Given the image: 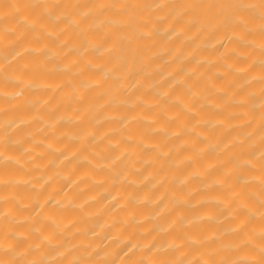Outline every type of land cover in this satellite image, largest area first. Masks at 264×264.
<instances>
[{"label": "clouds", "instance_id": "clouds-1", "mask_svg": "<svg viewBox=\"0 0 264 264\" xmlns=\"http://www.w3.org/2000/svg\"><path fill=\"white\" fill-rule=\"evenodd\" d=\"M10 3L0 9V20L23 14L0 29V114L29 102L32 91L49 94L38 98L32 114L0 115V167L13 166L11 172H0V188H7L0 191V264H264V67H257L264 65V0H39L42 7L35 13L26 11L23 0ZM218 29L223 34L216 44L225 38L238 44L217 56L201 54L209 34ZM29 30L45 38L40 43L26 38ZM157 32L180 42L158 46ZM51 39L59 43L52 46ZM191 41L196 43L185 48ZM74 50L77 54L70 55ZM45 52L47 60L55 61L49 71L66 76L33 74L34 58ZM217 63L228 78L222 85L208 74ZM178 85L186 94H174ZM57 93L72 107L50 118L45 113L58 106L51 105ZM205 105L223 110V117L206 119L200 111ZM172 121L177 126L169 128ZM140 122L174 143L165 147L143 135H128ZM62 124L84 127L60 130ZM202 125L232 134L212 136ZM49 135L53 139H45ZM200 137L207 142L198 144ZM64 138L77 146L45 175L51 161L42 163L41 157L68 149V143H57ZM125 139H134L137 147H121ZM15 146L20 150H10ZM145 148L155 149L154 167L137 179L133 173L150 162H141ZM109 149L119 151L105 161L102 154ZM183 149L189 151L179 155ZM210 149L216 159L197 163ZM172 153L179 158L162 171L163 161L155 157ZM126 155L132 167L121 183L148 185L135 203L155 210L136 222L158 223L125 231L135 211L119 219L115 213L127 207L133 194L119 191L112 199L122 200L104 222L94 230L82 227L83 217L98 214L88 211L101 195L90 191L104 179L96 171L112 168ZM85 163L91 168L78 173L77 166ZM189 163L191 170L181 174ZM218 165L221 174L210 176ZM53 181L68 182V190L54 188L41 199ZM35 204L39 207L30 214ZM181 206L196 211L186 213ZM217 206L233 222L225 231H204L201 226L216 221ZM63 210L83 216L69 217Z\"/></svg>", "mask_w": 264, "mask_h": 264}, {"label": "bare ground", "instance_id": "bare-ground-1", "mask_svg": "<svg viewBox=\"0 0 264 264\" xmlns=\"http://www.w3.org/2000/svg\"><path fill=\"white\" fill-rule=\"evenodd\" d=\"M11 2H20V0H11ZM23 2L26 4V11H32L33 13L39 11L42 7V5L39 3V0H23ZM11 6L10 0H3L2 3H0V9L7 10ZM23 13L20 12H14L10 13L9 15H6L3 20H0V29L6 27V26H11L16 24L20 16ZM63 23H67V21H63ZM177 23H180V21H177ZM166 24V21L160 22V28L162 29L164 25ZM223 32L222 30L218 29L212 33L209 34L207 37L205 44L208 45V47H205L201 50V54L203 55H209V56H217L219 55L226 46H231L233 44H238L237 41L233 40L229 42L226 38L222 40V42L216 44V41L221 38ZM63 35V34H62ZM170 33H164L161 34V32H157V45L161 47H170V46H175L179 44L180 38H177L175 41H168V36ZM26 38H34L36 39L37 43H40L43 41L44 34L40 33L39 37L36 36L35 30H29L28 36ZM197 40H199V37H197ZM52 46H56L59 41L55 39L50 40ZM196 43V41H191L188 42L184 45L185 48L191 47ZM215 44V47H211V45ZM15 46L12 49H8L6 51H14ZM76 51L74 50L70 55H76ZM47 52L42 53L41 55L37 56L33 60V74L37 78H52V79H59L63 76H66L67 74L64 73H52L49 71L51 65L55 63L54 60H47ZM198 58V57H197ZM164 59V57H161V60ZM192 62H188L184 65L185 68L192 66ZM244 63L245 61H241ZM203 68L204 65H201ZM257 67H264V65H258ZM216 69H221V72H217ZM222 69L223 65L221 63H217L212 66V68L209 69L208 74L213 76V80L216 82L218 85L225 84L227 82V77L222 74ZM167 83V82H166ZM52 87H56V85H51ZM162 87V86H161ZM155 92V89L153 90V93ZM49 93L47 92H42L39 90L32 91L29 93V102L20 105L16 109L10 110L9 113H4L0 115H8L11 114L12 112L16 113H23V114H32L34 113L37 108L39 107L38 105V98L41 96L48 95ZM174 94H186V89L182 85H178L176 89H174ZM223 96L219 97V100H222ZM218 100V102H219ZM51 105H58L55 107L54 111L46 112L45 114L49 116L50 118H54L55 115H57L60 111H63L65 109L71 110L72 105L70 104H65L64 101L60 99L59 93L53 96ZM123 110V109H121ZM203 114L204 117L208 120L216 119V118H221L224 115L223 110L216 109L212 106L205 105L203 108L200 110ZM163 119V117H161ZM189 119L191 121H194L196 119H199L197 116H190ZM177 126L176 121H172L169 123V128H173ZM84 125H79V126H73L71 124H62L60 130L67 129L69 131H76L77 128H83ZM104 125L100 126V129H102ZM151 125H148L146 123L140 122L138 123L131 132L128 133L130 136H139L143 135L145 139L152 140L154 142H160L164 143L165 147L171 145L174 143V141H169L167 140L166 134L163 133H155L153 134L150 129ZM98 129V131L100 130ZM201 130L208 132L212 136H217L223 133V129L217 127V128H209L207 125H202ZM232 133H223L224 138H228ZM45 139H53L52 135H49L48 137H45ZM207 141L203 138L200 137L197 140L198 144H204ZM58 144H64L68 143L69 147L66 149L64 152H53V151H48L45 153L43 157H41V162L42 163H47L48 161H51L50 164H48V167L45 169V175L53 172L56 168V165L60 162V160L63 158L64 155L67 154L68 150H71L72 148L77 146V143L75 141L73 142H68L67 138H64L60 141H57ZM91 143V141L89 142ZM121 147H126L129 150L134 149L137 147L136 141L133 140H123L121 141ZM10 150H20V146H15V148L10 149ZM87 150V149H85ZM119 149H109L107 152L103 153V159L105 161H110L117 153ZM189 151V149H183L181 150V153L179 155H183L185 152ZM141 157V162L144 160L150 161L145 167L143 168L141 173H133L139 179L142 175L146 174L149 170H151L154 165L151 163L152 158L155 156V149L154 148H145L142 152L139 153ZM179 155L172 153L168 157H160L156 156L157 161H163V169L164 170H169L173 167L175 159L179 158ZM134 159V158H133ZM216 159L215 156V149H210L204 156L203 161H197V163H203L204 161H211ZM73 161H68L65 163L64 168L69 167ZM192 164L189 163L184 166L183 169L180 170L181 174L186 173L187 171L191 170ZM132 167V160L129 159V157L126 155L124 158L119 160L116 164L112 166L110 169H101L99 171H96V175L103 177V182L98 184V185H93L90 191H98L101 193L99 199L92 205H89L88 211L95 212L98 214L83 217L81 221V226L86 227L88 230H94L95 227L104 222L105 219L109 217L110 214L113 213V210L117 208V206L120 204L122 197L117 200H113L112 197L119 191H123L124 193H132L133 198H130L128 200V204L126 208L120 209L119 212L115 213V216L119 219L121 216H127L129 211L134 210L135 211V216L133 219L128 220L127 224L124 225L125 231L128 232H138L139 229L146 227L147 223H158V221H149L146 224H138L136 221L137 219L144 214H154V209L149 206V205H144V206H137L135 203V197L140 195L141 192L147 191L148 190V185H142L139 188H137L135 185L128 184L127 182L121 183L122 178L124 175L129 172V170ZM91 168L90 165L88 164H81L77 166V172L78 173H83L86 170H89ZM13 170V166L8 164L0 167V172H11ZM223 170L222 165H218L216 168H214L209 175H220ZM173 190H175V184L170 186ZM54 188L58 189L59 191H65L68 190L69 188V183L68 182H61L60 185H56L55 181L50 182L48 185L45 186L43 191L40 193L41 199L50 191H52ZM0 191H7L6 187L0 188ZM30 192H34L35 190H28ZM110 202V203H109ZM107 205V207H105ZM39 205L35 204L33 205L32 209L27 210L30 214H34L35 211L38 209ZM182 211H185L186 213L188 212H194L196 210L188 209L184 206H181ZM66 216H73V215H81L83 216L82 213H79L78 211L75 210H63L61 213ZM217 219L213 223L205 224L202 227L204 231H225L230 224L233 222L230 219H225L227 216V210H220L219 207L217 206V213H216ZM48 228L51 227V225H47ZM226 239L228 238L227 236L225 237Z\"/></svg>", "mask_w": 264, "mask_h": 264}]
</instances>
